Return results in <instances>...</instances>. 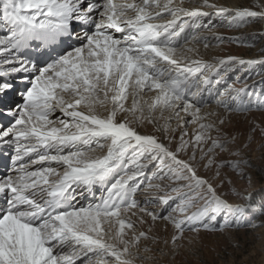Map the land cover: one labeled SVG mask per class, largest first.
<instances>
[{
	"label": "snow or ice",
	"instance_id": "obj_1",
	"mask_svg": "<svg viewBox=\"0 0 264 264\" xmlns=\"http://www.w3.org/2000/svg\"><path fill=\"white\" fill-rule=\"evenodd\" d=\"M259 40L264 0H0V264H264V47L216 52Z\"/></svg>",
	"mask_w": 264,
	"mask_h": 264
},
{
	"label": "rangeland",
	"instance_id": "obj_2",
	"mask_svg": "<svg viewBox=\"0 0 264 264\" xmlns=\"http://www.w3.org/2000/svg\"><path fill=\"white\" fill-rule=\"evenodd\" d=\"M253 0H238L237 3L239 4H250ZM261 30V23L253 24L245 29L240 30L239 33H237L234 30L227 29L225 27H219L216 29L217 32L222 33L224 35H245L252 33L254 31H260ZM264 47V40H259L256 43V46L253 48H248L245 46L237 47L236 45H222L219 48V54H234L238 55L244 58H256L260 54V48ZM239 76L241 78V81H244L245 78H247L248 84H254L259 83L262 79H264V69H256L252 72L247 71H241L237 70L235 72H232L229 74V83H235L236 77ZM236 87H242L244 86L243 83H235ZM253 179L257 182L261 180V173L258 171L253 174ZM241 243L243 244V248L240 250V252H234V255L237 256L238 259H243L244 256H247L249 252H252L254 248L256 249L255 255L252 257V259H255L256 261H259V246L260 241L255 239L254 236H248L245 237L243 233L240 234Z\"/></svg>",
	"mask_w": 264,
	"mask_h": 264
},
{
	"label": "bare ground",
	"instance_id": "obj_3",
	"mask_svg": "<svg viewBox=\"0 0 264 264\" xmlns=\"http://www.w3.org/2000/svg\"><path fill=\"white\" fill-rule=\"evenodd\" d=\"M231 2H233V3H237V2H238V0H231ZM216 52H218V53H219V48H218V49H216Z\"/></svg>",
	"mask_w": 264,
	"mask_h": 264
}]
</instances>
